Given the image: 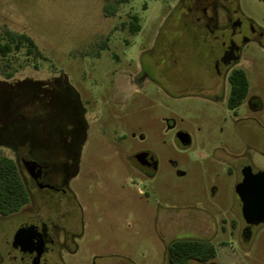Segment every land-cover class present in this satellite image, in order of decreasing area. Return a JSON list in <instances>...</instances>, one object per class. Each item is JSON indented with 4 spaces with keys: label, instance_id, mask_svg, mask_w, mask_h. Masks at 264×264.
Masks as SVG:
<instances>
[{
    "label": "rangeland",
    "instance_id": "1",
    "mask_svg": "<svg viewBox=\"0 0 264 264\" xmlns=\"http://www.w3.org/2000/svg\"><path fill=\"white\" fill-rule=\"evenodd\" d=\"M180 1L127 0L109 15L105 0H0V35L25 33L44 56L10 78L0 73V154L20 171L22 154L49 166L64 187L61 205L36 191L20 209L70 211L76 252L62 243L64 264H167L168 245L181 238L212 243L205 264H264V222L243 235L234 191L243 167L264 172V38L250 32L264 35V0L214 7L215 29L238 18L247 37L232 65L248 82L235 111L228 79L213 88L203 42L177 20ZM24 58L14 53L12 66ZM73 99L84 126L65 177L59 133ZM142 153L154 158L153 173L133 166ZM17 223L0 216V264H17Z\"/></svg>",
    "mask_w": 264,
    "mask_h": 264
},
{
    "label": "flooded vegetation",
    "instance_id": "2",
    "mask_svg": "<svg viewBox=\"0 0 264 264\" xmlns=\"http://www.w3.org/2000/svg\"><path fill=\"white\" fill-rule=\"evenodd\" d=\"M181 4L185 5V12L183 13V17L177 15V20L187 23L189 25L188 29L192 32L193 36H197L203 42L207 54L206 62H204L203 66L209 71L212 86L216 89L220 87L222 77L227 78L229 73L235 69L232 65L239 57L243 41L247 39L242 28V23L238 18H234L230 21L227 28L215 29L214 7L217 4L216 0H181L178 6L175 7L176 10ZM220 4L223 5L221 2ZM223 7L225 8L224 5ZM250 32L255 40H263L264 35L259 31L250 28ZM66 105L68 113L65 124L60 126L59 133L63 141L62 152L65 161L61 165L65 177L73 173L74 164L77 160L76 146L84 126L77 101L73 99V101L67 102ZM235 109L233 110L235 111ZM177 145L179 144L177 143ZM136 157L137 161L142 157H150L151 160L155 161L152 156L145 153L137 154ZM18 164L21 168V174L29 195L35 197L34 192L37 191L40 194L43 193L46 199L54 200V202L58 201V204L61 205V201L66 198H59V196L64 195L66 191L62 185L52 183L51 177L48 174L51 170L49 166L38 164L23 154L19 156ZM133 166L139 171L150 174V172H146L142 167H139L137 163L133 164ZM240 176L242 179L241 171ZM56 194L59 196H55L54 199L53 196ZM58 210H61V208L42 211L41 209H37L35 213L19 210L6 216L9 220L18 221L9 241V246L16 253L14 259L17 264H56L57 262H61L60 248L62 243L64 245L66 243V233L63 225L65 220L52 216ZM244 225L246 228L243 235L247 237L248 227L256 225H249L245 222ZM20 228H25L27 231L24 233V240L17 243L14 241V235ZM58 230L62 232L60 240L57 235ZM40 239L42 240L41 247Z\"/></svg>",
    "mask_w": 264,
    "mask_h": 264
},
{
    "label": "trees",
    "instance_id": "3",
    "mask_svg": "<svg viewBox=\"0 0 264 264\" xmlns=\"http://www.w3.org/2000/svg\"><path fill=\"white\" fill-rule=\"evenodd\" d=\"M109 2H114L109 9ZM127 0H105L104 10L107 14L113 15L116 5L125 3ZM131 32L140 29L138 18L132 16L128 23ZM23 50L24 60L12 66L10 59L14 53ZM29 58L43 59V54L39 51L34 41L25 33H16L4 29L0 35V73L4 78H10L16 71L28 65ZM36 69L37 66L33 65ZM230 86L227 98V106L233 110L237 108L247 95L248 82L246 74L242 69H233L228 77ZM28 193L25 181L16 162L0 154V216L6 217L19 211L28 201ZM215 248L211 242L199 239H177L173 240L167 247V257L169 264H189L195 261L205 264L215 257Z\"/></svg>",
    "mask_w": 264,
    "mask_h": 264
},
{
    "label": "water",
    "instance_id": "4",
    "mask_svg": "<svg viewBox=\"0 0 264 264\" xmlns=\"http://www.w3.org/2000/svg\"><path fill=\"white\" fill-rule=\"evenodd\" d=\"M177 143L184 147L189 143V139L181 137L177 139ZM132 163H137L139 167L150 173L156 169V162L150 157H142L138 161L135 157ZM241 175V181L234 188L241 204V216L246 224L257 225L264 221V172L253 173L249 167H244ZM25 231H27L25 228L18 229L14 235V241L17 243L23 241ZM41 242L40 239V247Z\"/></svg>",
    "mask_w": 264,
    "mask_h": 264
},
{
    "label": "crops",
    "instance_id": "5",
    "mask_svg": "<svg viewBox=\"0 0 264 264\" xmlns=\"http://www.w3.org/2000/svg\"><path fill=\"white\" fill-rule=\"evenodd\" d=\"M52 216L63 218L65 220V223L63 225H64L65 233H66V243H65L66 248L70 253L76 252L75 241H73V233L76 235L77 231L74 232L73 230L70 211L61 209V210L55 211L52 214ZM67 218L69 219L67 220ZM181 239H185V238H181ZM59 240H60V237H59ZM61 262L62 264H64L62 260ZM167 264H169L168 257H167Z\"/></svg>",
    "mask_w": 264,
    "mask_h": 264
}]
</instances>
